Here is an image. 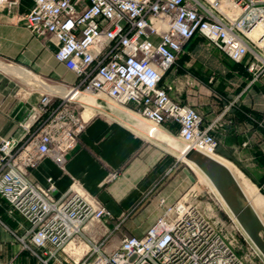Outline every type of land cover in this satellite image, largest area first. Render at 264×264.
I'll return each mask as SVG.
<instances>
[{"label":"built area","instance_id":"1","mask_svg":"<svg viewBox=\"0 0 264 264\" xmlns=\"http://www.w3.org/2000/svg\"><path fill=\"white\" fill-rule=\"evenodd\" d=\"M27 1L17 20L34 37L54 42L56 62L75 81L64 85L57 101L41 95L19 124L20 138H0V206L6 217L23 223L14 233L21 250L39 264L60 261L69 246L88 255L80 264H244L197 207L183 201L166 207L141 237L124 236L106 253L84 235L88 224L110 218L105 206L77 184L57 194L51 179L42 187L31 173L46 158L64 171L84 130L78 106L88 97L132 107L150 124V134L175 124L184 152L214 154L219 121L202 127L198 110L173 101L162 79L198 36L243 64L251 82L262 79L264 0ZM21 2L0 0V8L10 13ZM0 226L10 231L1 216Z\"/></svg>","mask_w":264,"mask_h":264},{"label":"crops","instance_id":"2","mask_svg":"<svg viewBox=\"0 0 264 264\" xmlns=\"http://www.w3.org/2000/svg\"><path fill=\"white\" fill-rule=\"evenodd\" d=\"M28 6V1L22 0L16 11L8 13L0 8V138L23 135L19 124L25 121L30 105L36 101L35 91L30 89L33 86L30 66L36 57L40 75L54 82L51 89L43 80L39 85L40 93L50 94L57 101L58 95L64 92V85L75 81L74 75L56 62L52 40L34 37L17 20V14L25 12ZM205 43L199 36L188 42L164 75L162 85L170 87L168 94L173 101L198 110L202 127L219 121L220 128L214 135L221 159L234 162L243 175H261L264 166L247 152L250 147L241 153L237 151L239 144L252 145L255 141L250 122L258 113L260 99H264V77L260 85L251 82V75L243 64L231 61L212 46L222 55L214 58V64L223 71L221 74L216 68L210 69L208 62L193 56ZM232 81L237 83L235 89ZM229 85L232 88L228 89ZM78 112L84 130L76 148L67 157L64 171L46 158L31 176L44 186L46 179L51 178L57 194L77 184L75 187L80 192L105 206L110 218L101 224H88L84 231L86 237L102 235L107 229L104 223L124 218L138 202H142L146 215L142 221L152 222L163 207L174 203L188 189L191 180L179 167L184 144L177 125L166 123L150 134V124L132 107H121L94 97L80 101ZM230 169L242 178L241 173ZM111 174L115 176L110 177ZM0 216L14 230L18 224H23L18 217L15 220L6 217L2 206ZM31 260L27 264H32Z\"/></svg>","mask_w":264,"mask_h":264},{"label":"rangeland","instance_id":"3","mask_svg":"<svg viewBox=\"0 0 264 264\" xmlns=\"http://www.w3.org/2000/svg\"><path fill=\"white\" fill-rule=\"evenodd\" d=\"M44 39L50 40L48 37H45ZM52 44L54 45L53 41ZM205 45L206 46L195 50V53H193L194 58L196 60L208 62L207 66L210 69L216 68L215 71H219V73H221L223 68H217V65L214 64V58L216 56L220 57L222 55L219 52H215L209 43H205ZM37 60L38 59L36 57L34 64L30 66V84H33V86H30V89H34V98L36 99V101L30 105V109L39 102L41 95H43L40 93L39 89V85L43 82V80L45 84L51 87V89L54 86L52 79L40 75L38 69L36 68ZM227 67L230 66L227 65ZM32 79H34V82H32ZM232 82L234 83L232 87L235 89L237 83L234 81ZM257 82L259 85L262 83L261 79L254 83ZM228 87V89L232 88L230 85ZM235 103H237V101ZM258 108V113L256 116L254 115L252 121L250 122L251 132L253 136H255V141L252 145L246 143L239 144V149L237 152L241 153V151L247 150V148L250 147L247 152H249L250 155L255 158V161L259 162L260 166H264V99H260ZM222 129L225 130L226 127L224 126ZM204 154L209 155L208 157L213 161L222 164L227 170L232 171V169H230L232 167L237 174H242V178L239 179L237 185L240 187L247 200L251 203L262 225L264 226V173L249 177L245 174L243 175L242 171L240 170L241 168L235 165L234 162L221 159L218 156L217 151H215V153L212 155L207 153ZM255 161H251V163L254 164ZM37 167L35 169H37ZM179 167L183 170L187 169L191 174L193 181H191L188 189H185L178 199H176V201H174V203L171 205L178 201H183L196 206L200 213L211 222L213 227L227 239L244 264H264V257L243 232L208 178L194 164L190 163L182 156L179 161ZM31 178L34 179L33 176H31ZM50 179L51 178L46 179L45 186L41 183H38L35 179L34 180L38 185L46 187L48 186ZM51 181L55 184L52 179ZM253 199L256 202H252ZM165 209L166 208L163 207L162 212H164ZM162 212L156 216L152 222H144L142 220L146 215L144 209L142 208V202H138L130 209V211H128V213L125 214L124 218H120L119 220L112 223H104L103 226H106L107 228L104 233L102 235H98L97 237L90 236V241L94 246L100 247L106 253H111L122 239L121 236H142L146 229L156 221ZM2 220L6 228L10 231H7L2 226H0V264H27L30 261V258L32 259V264H39V261L36 258H33L27 251L21 250V245L15 237V230L10 227L8 222H6L4 219ZM111 232L112 235H115V237H108ZM16 235H18V233ZM261 237L264 241V236L262 235ZM84 245L85 244L83 243L81 247L85 250L86 248H84ZM87 246L90 252L92 248L90 245ZM69 247L64 249V254H62V259L60 261L54 260L52 262H55L54 264H80L88 258V255L85 251L81 253L74 249L72 250ZM18 249L19 252L17 253ZM52 262H50V264H52Z\"/></svg>","mask_w":264,"mask_h":264},{"label":"water","instance_id":"4","mask_svg":"<svg viewBox=\"0 0 264 264\" xmlns=\"http://www.w3.org/2000/svg\"><path fill=\"white\" fill-rule=\"evenodd\" d=\"M184 158L208 178L243 232L264 257V241L261 237L264 236V226L252 209L251 203L237 189L232 174L222 164L198 150L191 148L185 151ZM183 171L193 181L189 171L187 169Z\"/></svg>","mask_w":264,"mask_h":264},{"label":"bare ground","instance_id":"5","mask_svg":"<svg viewBox=\"0 0 264 264\" xmlns=\"http://www.w3.org/2000/svg\"><path fill=\"white\" fill-rule=\"evenodd\" d=\"M186 148L184 147V149H183V152H182V154H181V156L184 158V150H185ZM205 153V152H204ZM207 154H209V153H207ZM209 156V155H208ZM218 163V162H217ZM231 174H232V176L234 177V179H235V183H236V185H237V183H238V181H239V179H240V177L239 176H237V175H235L233 172H231L230 170H228ZM237 189L239 190V192L240 193H242L243 194V196H244V198H246V196L244 195V193L241 191V189H240V187L237 185ZM217 191V190H216ZM218 192V191H217ZM222 198V197H221ZM247 199V198H246ZM222 200H223V198H222ZM224 201V200H223ZM253 201H255L254 199L252 200V202ZM256 202V201H255ZM252 206V205H251ZM252 209L254 210V208L252 207ZM254 212H255V210H254ZM256 213V212H255ZM256 215H257V213H256ZM258 216V215H257ZM259 218V217H258ZM260 220V219H259Z\"/></svg>","mask_w":264,"mask_h":264}]
</instances>
